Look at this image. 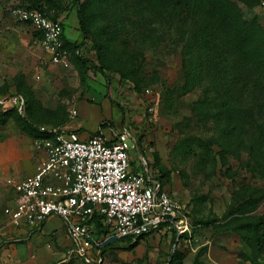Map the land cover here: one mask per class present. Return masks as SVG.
Listing matches in <instances>:
<instances>
[{
    "label": "rangeland",
    "instance_id": "1",
    "mask_svg": "<svg viewBox=\"0 0 264 264\" xmlns=\"http://www.w3.org/2000/svg\"><path fill=\"white\" fill-rule=\"evenodd\" d=\"M22 2L61 18L68 68L50 65L35 32L10 16L8 6ZM71 2L0 0V264H264L250 226L256 222V235L264 237V70H257L259 91L231 90L242 121L229 131L225 79L191 70L188 18L174 0H90L88 37L100 47L108 87L100 73L83 72L72 46L78 23ZM239 6L264 29V3ZM222 75L233 72L225 67ZM17 95L25 99L22 113L14 105ZM101 97L111 105L103 121L128 126L147 155H158L166 189L179 205L181 235L172 243L174 229L150 234L134 248L113 241L100 248V258L86 261L58 217L24 233L4 225L1 212L14 182L33 173L38 161L34 129L98 127L107 108L81 101Z\"/></svg>",
    "mask_w": 264,
    "mask_h": 264
},
{
    "label": "built area",
    "instance_id": "2",
    "mask_svg": "<svg viewBox=\"0 0 264 264\" xmlns=\"http://www.w3.org/2000/svg\"><path fill=\"white\" fill-rule=\"evenodd\" d=\"M7 10L38 34L51 64L71 65L60 18L21 3L9 5ZM13 100L22 113L24 97L17 95ZM71 113L76 115L74 110ZM38 131L33 139L38 153L34 171L14 182L13 196L3 208L8 223L35 230L56 216L74 250L86 261L100 258V244L113 235L135 240L169 229L179 233V205L128 126L99 125L86 136L52 125H40ZM94 216L100 217L106 234L97 233Z\"/></svg>",
    "mask_w": 264,
    "mask_h": 264
},
{
    "label": "trees",
    "instance_id": "3",
    "mask_svg": "<svg viewBox=\"0 0 264 264\" xmlns=\"http://www.w3.org/2000/svg\"><path fill=\"white\" fill-rule=\"evenodd\" d=\"M151 1L157 4H159L160 1V4H167L168 0ZM174 1V5L181 6L186 10V16L188 18V36L185 40L187 43L186 52L188 53L191 70L196 74L202 71H204L205 74L215 72L213 76L225 79V86L223 88L226 96L222 101V106L227 111L228 130L231 131L235 129L237 122L242 121V116L238 117V106L232 101L233 97L230 95L231 90H236L235 94L239 93L241 90H245L246 92L259 91L257 88H259L260 85H258V82L255 80L256 78L258 79L257 70H264V29L255 20H247L244 18L239 2L251 6L258 4L261 0ZM89 2L90 0H72L70 3L75 10V17L78 23V34L72 46L76 49V52L78 51L77 53H79L78 58L83 66L85 76L88 77L89 71L100 73L105 78V86L108 87L110 81L107 69L99 53L100 47L96 41L88 37L84 9ZM21 4L27 7L38 8L52 18H60L49 14L41 4L34 2H22ZM64 9L66 10V8ZM35 35L39 38L37 33H35ZM66 46L67 45H65V47ZM84 48L87 51H85ZM91 51L94 53L90 54ZM86 52H88V55H86ZM225 67H230L233 75L223 77L222 71ZM124 76V74H119L118 80L122 82ZM242 77L245 78V81H241ZM237 86L240 88H237ZM132 88L134 90L135 87L133 86ZM115 103L122 113L123 111L119 103ZM16 120L20 125H25L21 118H16ZM124 120V116H122L121 122H124ZM107 124L110 123L108 121H102L100 123L101 126ZM80 130L81 128L75 131L79 132ZM34 131L33 137L39 136L38 127L35 128ZM136 143L141 152L158 170L161 183L167 185L168 176L164 166L159 161L158 155L155 154L151 157L147 155L140 146V137H136ZM262 219H264V216ZM92 223L98 234H106L108 232L106 226L101 222L100 217L94 216L92 218ZM250 226L254 232L258 247L264 251V237L256 235V222L250 223ZM147 235L138 237L135 240L127 238L117 239L115 241L118 243L122 242L134 248L138 245L139 240ZM179 235H181L180 231L179 233L176 230L173 231L172 243L175 242ZM108 245L109 244H107V246Z\"/></svg>",
    "mask_w": 264,
    "mask_h": 264
},
{
    "label": "crops",
    "instance_id": "4",
    "mask_svg": "<svg viewBox=\"0 0 264 264\" xmlns=\"http://www.w3.org/2000/svg\"><path fill=\"white\" fill-rule=\"evenodd\" d=\"M261 2L262 3H264V0H261ZM38 41H39V39H38ZM40 43V42H39ZM44 51V50H43ZM46 54V57H47V59H48V55H47V53H45ZM48 62L50 63V61H49V59H48ZM50 65H53V64H51L50 63ZM53 66H56V65H53ZM81 102H84L86 105H88V106H90V103H91V106L92 107H94V108H96L97 109V107L99 108H103V106L104 107H106L107 108V115L106 116H101V118H99L97 121V123L100 125V123L105 119V117H107V116H109V114H110V108H111V105H110V103L107 101V100H105V99H102V97L100 98V100L99 101H97V102H95V103H92V102H88V101H81ZM79 103V102H78ZM97 106V107H96ZM99 108V109H100ZM79 113V112H78ZM66 128H68V129H71V130H76V129H79V128H81V130L79 131V134L81 135V136H86V134H90V133H92V132H94L95 130H96V128L97 127H94L93 126V128H89V127H87L86 126V124H76V125H71L70 124V127H66ZM12 196H13V190H12V193H11V195L6 199V201H5V204H4V206L10 201V199L12 198ZM4 208V207H3ZM1 214H2V217H3V219H4V225H8L9 227H11V228H14L16 231H18V232H24V233H27V232H29V231H33V230H29V229H27L26 227H15V226H13V225H11L10 223H8V221L5 219V216L3 215V209H2V212H1ZM50 217H52V216H50ZM49 217V218H50ZM56 217V216H55ZM48 220V219H47ZM46 220V221H47ZM45 221V222H46ZM45 222L41 225V227H43L44 225H45ZM61 225L64 227V225L61 223ZM40 227V228H41ZM39 228V229H40ZM64 229H65V227H64ZM35 230H38V229H35ZM34 230V231H35ZM148 235H150V234H148ZM122 243V242H121ZM102 247V246H101Z\"/></svg>",
    "mask_w": 264,
    "mask_h": 264
},
{
    "label": "water",
    "instance_id": "5",
    "mask_svg": "<svg viewBox=\"0 0 264 264\" xmlns=\"http://www.w3.org/2000/svg\"><path fill=\"white\" fill-rule=\"evenodd\" d=\"M115 240H117V237L113 235V236H110L107 239H105L100 245L104 246V245H107V244H109Z\"/></svg>",
    "mask_w": 264,
    "mask_h": 264
}]
</instances>
